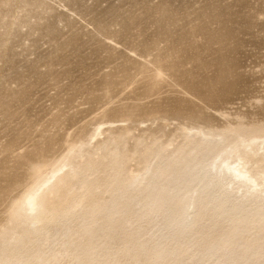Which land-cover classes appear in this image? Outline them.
I'll return each mask as SVG.
<instances>
[{"label":"rangeland","instance_id":"rangeland-1","mask_svg":"<svg viewBox=\"0 0 264 264\" xmlns=\"http://www.w3.org/2000/svg\"><path fill=\"white\" fill-rule=\"evenodd\" d=\"M240 153L263 179L264 0H0V264H264L180 179Z\"/></svg>","mask_w":264,"mask_h":264},{"label":"bare ground","instance_id":"bare-ground-1","mask_svg":"<svg viewBox=\"0 0 264 264\" xmlns=\"http://www.w3.org/2000/svg\"><path fill=\"white\" fill-rule=\"evenodd\" d=\"M249 162L250 154L240 153L234 159L228 156L193 163L184 168L180 179L188 183L189 190H205L207 204H215L234 220L260 221L264 220V178L258 179ZM261 173L264 174V169ZM31 201L35 206V201Z\"/></svg>","mask_w":264,"mask_h":264}]
</instances>
